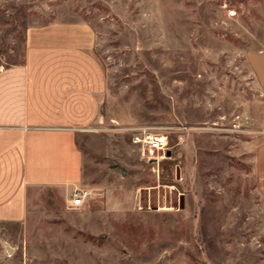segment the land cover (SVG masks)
Masks as SVG:
<instances>
[{"label": "rangeland", "instance_id": "374dc122", "mask_svg": "<svg viewBox=\"0 0 264 264\" xmlns=\"http://www.w3.org/2000/svg\"><path fill=\"white\" fill-rule=\"evenodd\" d=\"M52 21L87 23L106 73L101 123L78 139L90 197L34 190L24 222L0 223V264H264L263 94L245 62L264 0H6L0 67ZM139 128L166 153L143 156Z\"/></svg>", "mask_w": 264, "mask_h": 264}, {"label": "crops", "instance_id": "0c3cea01", "mask_svg": "<svg viewBox=\"0 0 264 264\" xmlns=\"http://www.w3.org/2000/svg\"><path fill=\"white\" fill-rule=\"evenodd\" d=\"M94 43L85 22L30 26L21 60L0 67V223L24 222L36 189L71 193L82 186L78 139L101 123L107 91ZM245 62L263 94L254 120L264 191V36L259 48L245 52Z\"/></svg>", "mask_w": 264, "mask_h": 264}, {"label": "built area", "instance_id": "2783aa9c", "mask_svg": "<svg viewBox=\"0 0 264 264\" xmlns=\"http://www.w3.org/2000/svg\"><path fill=\"white\" fill-rule=\"evenodd\" d=\"M132 145H134L143 156L155 157L156 153H166L168 150L167 137L147 129H136L132 133ZM90 197V192L85 188H76L72 191L69 205L71 208H79Z\"/></svg>", "mask_w": 264, "mask_h": 264}, {"label": "water", "instance_id": "95a60500", "mask_svg": "<svg viewBox=\"0 0 264 264\" xmlns=\"http://www.w3.org/2000/svg\"><path fill=\"white\" fill-rule=\"evenodd\" d=\"M181 207H182V204H181Z\"/></svg>", "mask_w": 264, "mask_h": 264}]
</instances>
